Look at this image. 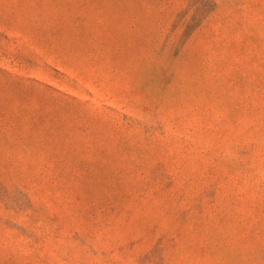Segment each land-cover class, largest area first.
<instances>
[{
	"label": "rangeland",
	"instance_id": "obj_1",
	"mask_svg": "<svg viewBox=\"0 0 264 264\" xmlns=\"http://www.w3.org/2000/svg\"><path fill=\"white\" fill-rule=\"evenodd\" d=\"M0 264H264V0H0Z\"/></svg>",
	"mask_w": 264,
	"mask_h": 264
}]
</instances>
